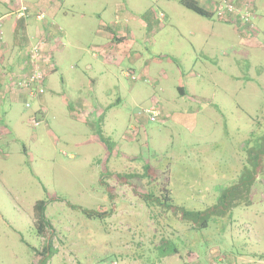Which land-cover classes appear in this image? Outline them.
Returning a JSON list of instances; mask_svg holds the SVG:
<instances>
[{
	"label": "rangeland",
	"instance_id": "374dc122",
	"mask_svg": "<svg viewBox=\"0 0 264 264\" xmlns=\"http://www.w3.org/2000/svg\"><path fill=\"white\" fill-rule=\"evenodd\" d=\"M73 1L109 25L121 18L134 49L122 61L92 36L72 38L54 52L59 68L47 65L43 99L17 105L25 118L43 106L45 118L14 123L0 143V264H40L48 240L63 251L54 264H264V35L241 34L254 40L242 45L234 25L178 0ZM255 7L264 25V0ZM243 177V203L207 228L145 200L205 210ZM39 201L51 224L43 241ZM164 239L179 253L160 263Z\"/></svg>",
	"mask_w": 264,
	"mask_h": 264
},
{
	"label": "crops",
	"instance_id": "0c3cea01",
	"mask_svg": "<svg viewBox=\"0 0 264 264\" xmlns=\"http://www.w3.org/2000/svg\"><path fill=\"white\" fill-rule=\"evenodd\" d=\"M106 1V4L101 6L100 10L108 9V0ZM22 6H26L30 10V16L26 19L20 18L18 15ZM40 13L44 14L43 19L38 17ZM95 15L100 16L99 20L95 18ZM101 15L100 12H94L90 15L80 13L77 9V2H70V0H0V143L7 138L8 134H11V125H16L17 122L21 121L33 125L36 116L42 117V119L45 118L43 106L31 112L29 118H25L24 114H21L17 108V105L24 103L25 108L30 109L26 107L27 102L32 104L35 100L41 101L44 96L30 99L27 93L17 87L16 84L19 79L27 77L32 70L29 54L36 43L43 44L40 66L46 77L44 81L45 88L48 74L47 65L54 63V66H51L50 69L52 71L59 68L61 60H56V51L63 50L67 45L66 42L71 44L72 38L83 39L85 36H92L99 43L96 51L105 54L109 58H112V52H115V57L122 58V61L130 56L134 49H127L130 42V29L120 25L122 23L121 18L116 23L113 22L112 24L111 22L109 25ZM8 18L13 19L7 22ZM256 23L260 32L257 35L259 37L260 35L263 36L264 25L257 20ZM214 35L221 37L223 34ZM238 35L240 37V33ZM239 39L241 40L242 37ZM251 39L241 40L240 43L249 45V43L254 42ZM54 52H56L55 60H53ZM234 52H238V50ZM65 54L63 57H65ZM93 57H97V54H93ZM108 71L115 76L113 70ZM127 77L129 78V76ZM179 89L181 93L187 94L184 85H180ZM116 102L120 104L121 99ZM113 107L114 105L109 104L107 109L110 111ZM100 108H102L101 105ZM41 241H43L42 238ZM49 241H47V245ZM54 249L61 248L54 247ZM61 259H63V251L55 250V254L47 264H54V260L60 262ZM163 259L159 262L161 263Z\"/></svg>",
	"mask_w": 264,
	"mask_h": 264
},
{
	"label": "trees",
	"instance_id": "16d2710c",
	"mask_svg": "<svg viewBox=\"0 0 264 264\" xmlns=\"http://www.w3.org/2000/svg\"><path fill=\"white\" fill-rule=\"evenodd\" d=\"M178 1L184 8L196 13L199 16L202 17L214 16L213 12H211V10L207 6L200 5L198 0H178ZM29 16H30V10L28 9L27 17ZM226 23L234 25L231 21H227ZM182 94L185 95L184 93ZM34 120L36 121L35 118ZM257 152L260 153V155H263L260 148ZM241 186H245L246 192L250 193L252 187L251 179L246 180L244 179V177L241 178L239 184H236L230 187L229 189H227V191H224L222 195L219 197L218 202L216 201L214 206L209 207L205 210L189 209L178 205L174 206V205L166 204L167 202H169V199L167 197H165V199L161 198L162 199L161 201L158 197L151 195V196H147L145 200L153 201V203L156 202L159 203V205L162 206L164 211H169V212L172 211V213L175 216L181 218L184 223L189 224L193 229H202L208 227L212 218L223 217V215L225 216L227 213H231V211L234 208H236L237 206L243 203V199H242L243 196H238L239 193L242 192V190H240ZM246 204L250 205L248 203ZM45 208H46L45 201H39L35 205V215H34L35 226L37 229V233L40 237H44L46 233H48V231L51 229V224L45 216ZM84 213H86L89 217L98 216L100 218H103L105 216L104 213H99V212L96 213L93 211H84ZM156 250L158 251L157 262L163 258L170 257L179 253V248L177 244L173 240H168V239L161 240L160 244L156 246ZM41 254L43 256L42 258L43 260L40 262V264H47L49 259L55 254V250L53 248V244L51 241L48 242V245L45 244V247L41 252Z\"/></svg>",
	"mask_w": 264,
	"mask_h": 264
},
{
	"label": "built area",
	"instance_id": "2783aa9c",
	"mask_svg": "<svg viewBox=\"0 0 264 264\" xmlns=\"http://www.w3.org/2000/svg\"><path fill=\"white\" fill-rule=\"evenodd\" d=\"M207 3V7L213 12V15L219 20L227 22L231 21L240 34L247 36H254L259 33V29L256 20V7L255 0H204ZM26 6H22L19 10L18 15L20 18L27 17ZM40 19L44 18V14H38ZM165 18L164 14H161L160 19ZM1 39V35H0ZM42 43H36L30 50L29 58L32 65V70L27 77L19 79L16 84L17 87L24 90L30 99H37L46 93V88L44 86L45 73L42 71L40 66V60L42 57ZM127 76L132 80H136L132 72H128ZM27 108H31V102H27ZM152 122L156 121L159 115V110L156 107H151L146 111ZM145 112V113H146ZM39 121L35 122L38 126Z\"/></svg>",
	"mask_w": 264,
	"mask_h": 264
},
{
	"label": "flooded vegetation",
	"instance_id": "af4514ba",
	"mask_svg": "<svg viewBox=\"0 0 264 264\" xmlns=\"http://www.w3.org/2000/svg\"><path fill=\"white\" fill-rule=\"evenodd\" d=\"M260 165H261V163H260V160H259V164L256 166V168L258 167V169L260 168ZM256 170V169H255ZM230 188V187H229ZM229 188H227V189H229ZM227 189L225 188V191H227ZM223 193V192H222ZM222 193H218L219 195V197L222 195Z\"/></svg>",
	"mask_w": 264,
	"mask_h": 264
}]
</instances>
